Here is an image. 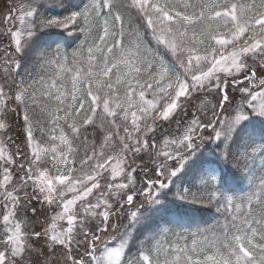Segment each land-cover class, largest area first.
<instances>
[{
  "label": "snow or ice",
  "instance_id": "6c2138e0",
  "mask_svg": "<svg viewBox=\"0 0 264 264\" xmlns=\"http://www.w3.org/2000/svg\"><path fill=\"white\" fill-rule=\"evenodd\" d=\"M49 5L63 0H21L0 16V264H264V176L239 195L214 190L211 174L194 178L197 192L178 188L224 210L190 243L161 227L129 257L130 233L111 223L139 224L206 141L226 160L249 148L264 156V144L231 150L248 114L264 116V0H92L63 15H47ZM52 27L83 34L71 61L57 45L38 52L39 72L24 68L33 38ZM13 114L19 142L8 135ZM97 120L108 125L99 151L88 136ZM161 120L176 129L150 143ZM142 152L146 161L129 163ZM29 209L45 216L39 230Z\"/></svg>",
  "mask_w": 264,
  "mask_h": 264
},
{
  "label": "trees",
  "instance_id": "16d2710c",
  "mask_svg": "<svg viewBox=\"0 0 264 264\" xmlns=\"http://www.w3.org/2000/svg\"><path fill=\"white\" fill-rule=\"evenodd\" d=\"M20 2L21 0H0V14L8 13L10 9L17 6ZM91 3L92 0H63L62 7L49 5L44 11L47 15H63L70 11H79L86 4ZM81 39H83V34L78 30H65L55 27L44 29L38 32L33 38L30 48L21 58L22 64L24 68H28L34 73L39 72V66L35 69L32 68L38 52L44 49L55 52L57 45L60 47L61 54L67 55L69 61H71V54L77 48ZM147 39L152 47L157 48L160 55L171 61V57L166 50L162 47L156 46L155 42L151 41L150 37H147ZM249 63H251V61H249ZM21 71H23V69ZM46 71L50 72L52 69L48 68ZM36 78L38 79V76ZM212 101L215 102L214 100ZM197 105H199L198 100L193 102V105L189 108V113L194 111ZM9 121L11 123V131L8 135L12 136L17 142H19L20 134L22 132L20 125L23 121L14 114L9 117ZM157 123L159 126L156 128L155 132L149 133L150 143V137L152 135H155L159 142L162 143L165 137L168 136L169 131H175L176 129L175 123L169 124V122L163 120L158 121ZM107 128L108 125L105 124V127L102 130L100 128V122L97 120L95 133L91 126L88 129L89 145L93 143V136L95 135L97 151H99V144L103 141V137L107 134ZM121 135H123V132H121ZM244 144H253V146H256L257 148L264 144V120L253 119L250 120V122L242 121L240 123L233 134V143L231 144L232 152L235 154ZM222 147L223 145L218 146L214 141H206L190 162V166L187 170L175 180L174 184L170 185L169 189L163 190L159 197L160 202L155 205L144 206L142 209L143 219L139 224L133 226L130 224L129 219L126 216H121L120 222L125 221L126 219L128 220L123 230L127 229L130 233L127 245V253L129 257L136 255L141 244L150 236H153L161 227H168L171 230H182L183 228H186L188 230L197 231L209 229L210 226L216 223V221L223 220L221 213H223L224 210L221 207L218 212L215 203L208 204L206 202H200L199 200L192 199L191 196L183 200L176 196L177 189L183 187H189L192 192H197V188L193 186V183L195 182L194 178L207 174L208 166H215L217 168L218 176L214 190L223 195L238 194L247 185L248 179L255 171V168L261 167L264 169V156H261L259 151L255 154H251V149L249 148L248 151L250 156L246 160L240 158L238 155H234L226 160L221 156ZM82 155L83 151H81V156ZM141 157L144 161L148 159L147 155L142 152L137 157H130L129 163H131L132 158H135L138 164L142 163ZM46 160V166L52 169L53 164L51 157H46ZM127 170L131 171L130 168ZM54 173L55 169H53V174ZM135 175L136 173H133V176ZM33 203L39 210L41 207L40 204L35 201ZM24 215L27 219H35L32 217L31 209H29ZM42 218L43 215H40L38 220H41ZM40 227L41 226L38 225L36 227L37 230H39ZM199 238L200 237H198V239Z\"/></svg>",
  "mask_w": 264,
  "mask_h": 264
},
{
  "label": "rangeland",
  "instance_id": "374dc122",
  "mask_svg": "<svg viewBox=\"0 0 264 264\" xmlns=\"http://www.w3.org/2000/svg\"><path fill=\"white\" fill-rule=\"evenodd\" d=\"M8 13H2V14H0V16L7 15ZM241 78H242V76H241ZM229 92L232 93V89L231 88L229 89ZM234 95H236L237 102H238V100H239V93H235ZM208 99L209 100H213L212 97H208ZM198 104H200V100H198ZM253 119H262V120H264V116H259V115L255 114V113H249L248 114V118L246 120H244V121L250 122V120H253ZM207 174H211V175H214L216 177V181H215V185H216V183H217V176H218V170H217V168L215 166H208L207 167ZM105 175L110 177V173H106ZM261 176H264V169L261 168V167L255 168V171L251 174L250 178L248 179V182H247V185L245 186V188L241 192H239L238 194H235V195H239V194L247 191L248 188H249L250 182L251 183H259V177H261ZM100 182H101L102 185L104 184L103 179H101ZM68 195H69V198H70L71 197V194H68ZM89 199H92L93 202H95V198L94 197H90ZM56 211H59V209H56ZM53 214L54 213L52 211H48V213H47L48 216H51ZM35 219H38V218H35ZM44 220H45V216L43 215V218L41 220H38L39 222L36 224V227L38 225L39 226H42L43 223H44ZM120 220H121V216H118L117 218H114L111 221V223L119 225V229L122 231L128 220L126 219L125 221H122V222H120ZM109 230L111 231V229H109ZM172 231L175 232V233H181V234H184V235L188 236L189 243H190L191 242V239H192V237H191L190 234L192 232H197L198 230L197 231L196 230H188L186 228H183L182 230L172 229ZM172 238L175 239V237H172ZM81 251H83V249H81Z\"/></svg>",
  "mask_w": 264,
  "mask_h": 264
}]
</instances>
